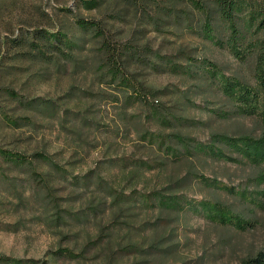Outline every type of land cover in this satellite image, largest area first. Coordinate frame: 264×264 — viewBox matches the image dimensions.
<instances>
[{
    "label": "rangeland",
    "instance_id": "374dc122",
    "mask_svg": "<svg viewBox=\"0 0 264 264\" xmlns=\"http://www.w3.org/2000/svg\"><path fill=\"white\" fill-rule=\"evenodd\" d=\"M80 2L0 0V254L14 259V264H134L138 260H143L140 264H244L264 252V179L253 177L264 167V162L253 161L264 156V141L242 153L230 145L223 155L214 148L215 143L222 144L214 142L215 132L258 136L261 132L263 104L250 114L228 111L218 115L217 108L226 102L217 93L219 80L222 74L233 77L238 61L225 49H204L218 64V76L211 69L210 84L202 83L189 92L191 103L175 99L184 101L182 116L186 118L176 128L158 120V115L172 109V94L160 96L159 103H153L152 96L140 103L132 92L126 110L118 111L119 105L109 102L108 95L98 96L100 79L93 71L57 69L47 60L61 54L58 49L44 58L30 55L31 42L38 44L41 33L63 28L75 34L77 16L97 15L96 8L89 10L79 6ZM108 10L104 6L101 12ZM92 55L93 51L88 56L91 62ZM196 56L204 55L200 51ZM149 78L154 88L179 90L177 96L195 88L180 71L155 72ZM104 86L105 91L116 92L112 85ZM258 91L263 99L264 91ZM39 98L54 102L58 113L42 111L33 102ZM231 107L227 101L225 108ZM83 114L95 124L83 125ZM139 115L145 118L144 126ZM141 130L139 137L136 131ZM163 136L172 138L169 144L174 148L165 147L168 141H162ZM80 137L83 145H79ZM235 141L236 146L242 143ZM7 152L28 162L12 164L4 157ZM137 158L148 163L132 192L137 196L141 192L139 198L147 202L143 210L149 212L144 217L149 223L134 231L133 241L162 231L154 223L168 212L160 211L161 206L179 209V218L170 223L178 245L168 253L148 250L145 245L144 253L128 252L127 226L117 224L121 219L114 220L106 204H101L98 217L83 219L93 214L89 199L106 193L97 189V183L74 181L75 176L81 181L91 173V181L103 177L120 186ZM192 160L196 175L175 193L163 192L159 197L143 193L165 187L171 183L169 177L174 181L183 176ZM124 184L129 194L132 185ZM55 208L58 213H69L58 226L49 217ZM98 236L104 243L100 255ZM108 240L121 243L108 246ZM60 249L74 251L71 255L56 253Z\"/></svg>",
    "mask_w": 264,
    "mask_h": 264
},
{
    "label": "trees",
    "instance_id": "16d2710c",
    "mask_svg": "<svg viewBox=\"0 0 264 264\" xmlns=\"http://www.w3.org/2000/svg\"><path fill=\"white\" fill-rule=\"evenodd\" d=\"M79 6L89 10L96 8L99 16L96 14L92 17L77 16L75 24L78 30L75 34L63 28L47 34L41 33L37 36L38 44L31 42L30 55L44 58L48 56L49 51L58 49L64 56L58 54L47 60L48 63L55 64L57 69H63V72L93 71L100 79L101 90L98 91V96L108 95L109 102L119 105L118 111L126 110V100L132 92L140 103L149 100L147 97L150 96L154 99L153 103H159L160 96L172 94L170 100L173 102L172 109L168 113L158 115V120L161 124L168 123L173 128L178 127L176 123L182 124L186 119L182 116L185 108L182 104L184 101L192 102L189 92L196 91L202 83L209 85L210 82L207 80L212 73L213 76H218L220 69L218 64L207 56L204 50L213 47L225 49L239 64L237 72L231 74L233 77L222 74L219 80L217 93L220 101L226 102L222 104V107L217 108L218 115L227 114L228 111L250 114L258 110L259 104L264 105V97L261 99L258 91H264V0H81ZM104 6H108L109 10L101 12ZM91 51L94 52L92 62L88 59ZM200 51L204 55L201 58L196 56V53L199 54ZM211 69L213 72L210 74ZM166 71H180L183 78L191 82V86L195 88L182 91L181 96L175 94L179 90H173L169 86L154 88L149 76L155 72ZM105 83L112 85L116 92L113 94L105 91L107 89L104 86ZM227 101L228 105L232 106L230 110L225 108ZM33 102L49 115H55L59 111L54 102L40 98ZM86 115L83 114L80 118L81 123L94 125V120L91 119V121ZM260 119L259 136L250 132L230 134L228 131H218L214 133V142L219 141L222 144L215 143L217 146L214 148L222 155L225 154V148L229 145L237 148L240 153L248 152L249 149H253L252 147L258 148L257 146L264 141V112L261 113ZM141 120L143 123H140L144 126L145 118L141 117ZM136 133L142 137V130ZM176 133H178L176 137L181 138L180 133ZM171 139L164 136L161 138L162 141H168L165 147L174 148L171 143L169 144ZM79 140V145H83L84 139L80 137ZM235 140L242 143L236 146L232 144L236 142ZM4 157L15 165H24L28 162L26 158L14 155L12 152H7ZM261 157L253 161L264 162V156ZM144 163H148L144 158L135 159L127 179L123 180L120 186L115 182L106 181L103 177H97L91 181L93 177L91 173L83 176L81 181L79 176H75L74 181L87 185L97 183V189L106 193L98 198L89 199L88 208L93 211V214L84 215L87 219H83L88 220L91 216L98 217L101 204H106L114 220L121 219L117 224L127 226L124 235L128 238L125 242L130 248L127 249L128 252L144 253L145 248L142 246L145 245L148 250L168 253L178 245V242L174 241L176 235L174 226H171L172 222L180 216L177 208L178 211L173 207L164 208L160 205V211H168L164 216H158L154 222L155 226H162V231L158 229L160 233H155L152 238L144 237L133 241L134 231L138 228H147L149 223L144 218L149 212L143 210L147 202L144 198H139L143 197L141 192H139L141 196L132 192L136 189L137 176L146 166ZM163 163H165L164 160ZM193 163L183 176L174 181L172 177H169L171 183L165 187L154 188L151 191L143 190V193L148 195L156 193L158 197L163 196L164 193L169 195L175 193L178 186L184 185V181L196 175L194 168L196 166ZM263 173L264 167L253 176L254 179H264ZM124 183H127V186L132 185V188H129L131 195L126 193ZM106 208L104 207V210ZM54 211L50 212L49 217L57 226L69 216L68 210L58 213L55 208ZM110 235L112 232L108 233V236ZM148 239H150L149 242ZM102 240L100 236L96 239V243L101 242L98 245L100 246L97 250L98 255L103 252ZM114 242L108 240L107 244L112 246ZM115 243L119 246L121 242L119 240ZM72 249H60L56 253L71 255L74 251ZM141 261L143 260H138L134 264H140ZM13 262L14 259H7L0 254V264H14ZM15 263H17L16 260ZM29 264H35V262ZM244 264H264V252L261 251L254 258L246 259Z\"/></svg>",
    "mask_w": 264,
    "mask_h": 264
}]
</instances>
